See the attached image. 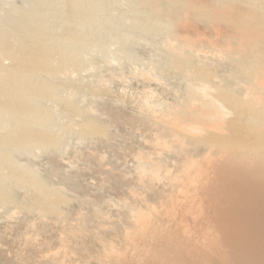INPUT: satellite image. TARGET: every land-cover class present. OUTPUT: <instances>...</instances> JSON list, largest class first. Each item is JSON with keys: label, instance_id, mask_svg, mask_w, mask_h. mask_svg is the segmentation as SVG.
<instances>
[{"label": "rangeland", "instance_id": "374dc122", "mask_svg": "<svg viewBox=\"0 0 264 264\" xmlns=\"http://www.w3.org/2000/svg\"><path fill=\"white\" fill-rule=\"evenodd\" d=\"M50 3L47 64L0 60V264H232L224 194L261 212L264 158L213 136L264 133V0Z\"/></svg>", "mask_w": 264, "mask_h": 264}, {"label": "bare ground", "instance_id": "6f19581e", "mask_svg": "<svg viewBox=\"0 0 264 264\" xmlns=\"http://www.w3.org/2000/svg\"><path fill=\"white\" fill-rule=\"evenodd\" d=\"M66 2L71 3L73 0H66ZM46 3H50V0H30L31 5L27 9L19 10L20 15L8 18L9 22H4L0 27V48L3 49V52L0 53V60L4 62L8 60L6 66H9L11 69L19 70L22 64L42 63L49 56L51 49L44 46V42L46 41L44 36L46 35L41 30L44 16L47 13V9L43 8V4ZM13 41L20 45L15 52L12 51L14 48V44L12 45ZM202 96L210 104L218 99H226L224 94L216 90H209ZM21 108L20 104L8 96L5 88H0V114H7L14 118L18 116V111ZM239 117L240 113L234 112L232 122L218 125L219 130L217 129L218 132L213 137L216 141L222 139V143L230 145L229 142L231 143L232 141H230L229 137L239 135L240 138L244 139L241 148L248 145L251 149H257L259 151L257 154L261 158H264V133L257 134L255 140L258 143H251L249 140L250 136L242 132L243 127L240 122L241 120H238ZM215 126L216 124L208 128H214ZM17 130L31 134L25 128ZM250 152L253 153L251 150ZM260 193V196L255 198V201L260 203L262 211L260 212L259 210L256 214L249 213L245 209L237 213V211L233 210V199L224 194L225 201L230 203L228 205L231 210L229 211L230 216L236 218V221H238L235 226H227L223 223L220 224L221 227L219 226V229H223V233L228 235L225 239V249L232 260V264H264V192ZM237 228H241L242 230L240 231Z\"/></svg>", "mask_w": 264, "mask_h": 264}]
</instances>
